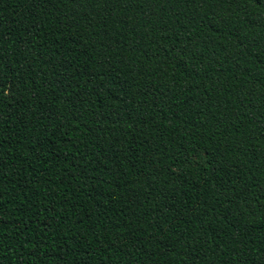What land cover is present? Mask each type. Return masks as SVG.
I'll return each mask as SVG.
<instances>
[{"label": "trees", "instance_id": "trees-1", "mask_svg": "<svg viewBox=\"0 0 264 264\" xmlns=\"http://www.w3.org/2000/svg\"><path fill=\"white\" fill-rule=\"evenodd\" d=\"M0 264H264V0H0Z\"/></svg>", "mask_w": 264, "mask_h": 264}]
</instances>
